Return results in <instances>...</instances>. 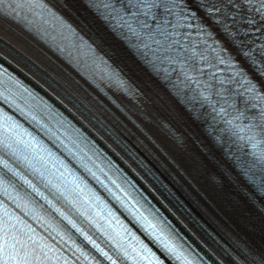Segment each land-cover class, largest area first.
Wrapping results in <instances>:
<instances>
[{
	"label": "snow or ice",
	"instance_id": "obj_1",
	"mask_svg": "<svg viewBox=\"0 0 264 264\" xmlns=\"http://www.w3.org/2000/svg\"><path fill=\"white\" fill-rule=\"evenodd\" d=\"M3 4L5 0H0V5ZM77 4L101 21L154 78L169 87L217 146L223 145L224 138L220 133H230L251 144L256 159L247 161L232 155V171L237 173L238 181L243 180L264 198V0H56L54 4L52 0H8L9 14L0 12V27L7 22L27 28L32 23L29 15L36 8L48 11L51 5L59 11ZM49 15L63 23L62 17H57L55 12L49 11ZM93 43L98 44L97 41ZM85 46L94 57L93 63L99 60L97 67L104 66L102 71L110 90L114 88L117 92L141 95L122 72L96 56L92 45ZM8 55L17 60L18 66L20 61L15 51L9 49ZM6 63L7 56L0 46V101L34 123L53 146L63 149L92 180L134 216L157 248L158 255L152 254L153 259L148 264H223L211 248L201 254L191 245L182 243L177 230L157 211L145 209L148 215L141 212L144 204L133 195L135 186L121 169L54 103L46 100L16 73L9 72L10 65L6 66ZM49 87H52L50 82ZM17 98L29 110L21 107ZM55 99L63 105L59 96ZM73 106L82 115L87 110L86 107L80 109L79 104ZM33 110H38L48 122L34 115ZM85 119L96 117L86 116ZM98 123L117 144L122 143L102 121ZM61 129L63 139L58 134ZM168 131L175 135L171 129ZM176 140L179 144L184 142L179 137ZM123 147L128 148L126 144ZM256 149L260 150L257 152ZM129 153L136 158L134 152L129 150ZM140 164L143 165V161ZM121 178L122 182L118 183ZM18 184L30 190L29 196L34 194L43 201L39 204L40 209L49 215L54 213L102 258L90 257L75 246L79 256L73 264H79L81 258L88 264H104V261L124 264L126 253L122 246L96 218L106 211L105 219L120 223L115 212L62 155L0 108V189L7 195L8 188L17 191ZM233 187L239 189L246 201L255 203L247 188L239 183ZM9 198L14 202L22 199L19 196ZM28 203L38 202L30 199L24 205L17 202L16 206L27 208ZM0 207H4L0 215V264H52L53 256L49 253L57 250L48 243V237L38 236L35 228L10 213L2 201ZM96 209L99 210L94 216L92 210ZM260 210L264 211V205ZM30 214L38 222L47 224L51 229L49 237L55 232L61 240L64 239L65 233L57 231V226L35 208ZM74 216L89 229L101 233V238L112 241L109 244L112 254L101 247ZM124 231L127 232L126 227ZM235 247L238 249L235 253L225 249L231 264H264V249L238 243ZM61 259L57 256L56 264H60ZM63 264H69V261L64 258Z\"/></svg>",
	"mask_w": 264,
	"mask_h": 264
},
{
	"label": "bare ground",
	"instance_id": "obj_2",
	"mask_svg": "<svg viewBox=\"0 0 264 264\" xmlns=\"http://www.w3.org/2000/svg\"><path fill=\"white\" fill-rule=\"evenodd\" d=\"M0 42L2 47L4 48L5 55L10 57L12 60L16 61L12 58L11 55H8L9 49H13L18 57L21 59H25L29 62L38 63L43 70H45L48 73H51L55 79L59 82L70 84L69 78L61 74L53 65V63L48 60L43 54H41L31 43L29 40H27L25 37H23L18 31H16L14 28H12L10 25L3 23L2 27H0ZM37 64V65H38ZM38 66H36L37 68ZM41 74L47 76L44 72L40 71ZM48 77V76H47ZM50 80L56 83L55 80L48 77ZM67 78V79H66ZM58 83V82H57ZM156 98H152L150 101L151 108L153 109H160L165 112V116H169L168 118L174 120L175 122H178V115L176 113V110L169 105L166 101L163 100L161 95L154 94ZM159 100V101H158ZM180 124L184 125L187 128V125L181 121H179ZM173 128V126H171ZM177 133H182V130L180 128H175ZM156 140L161 144L162 148L174 159L175 163L180 167L182 171H184V174H187L191 182L197 187V190L200 192V194L204 195L207 201H211L214 203L213 200L209 197V192L207 193V190L205 187H208L207 183V177L211 176L210 173H212L209 170V164L206 162H200L194 151L191 149L189 144H186L187 146H184L181 150V156L178 154L179 149L176 144L168 142L170 140H166L163 138H156ZM167 142V143H166ZM187 160L191 163V165L195 168L193 170L195 174H191L189 172L188 168L189 163H181V160ZM184 166L186 168H184ZM220 186H223L220 184ZM196 242V241H195Z\"/></svg>",
	"mask_w": 264,
	"mask_h": 264
}]
</instances>
